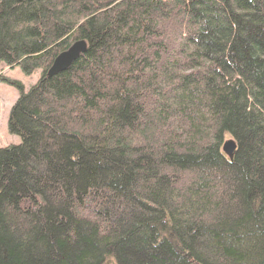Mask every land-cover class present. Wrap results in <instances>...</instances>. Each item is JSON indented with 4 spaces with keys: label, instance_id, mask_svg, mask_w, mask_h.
<instances>
[{
    "label": "trees",
    "instance_id": "obj_1",
    "mask_svg": "<svg viewBox=\"0 0 264 264\" xmlns=\"http://www.w3.org/2000/svg\"><path fill=\"white\" fill-rule=\"evenodd\" d=\"M0 61V264H264V0H0Z\"/></svg>",
    "mask_w": 264,
    "mask_h": 264
},
{
    "label": "rangeland",
    "instance_id": "obj_2",
    "mask_svg": "<svg viewBox=\"0 0 264 264\" xmlns=\"http://www.w3.org/2000/svg\"><path fill=\"white\" fill-rule=\"evenodd\" d=\"M0 75L8 80L17 82L23 91H27L41 75L40 69H35L30 74L23 72L19 65L5 66L0 61ZM20 94L18 86L0 79V148L20 143V136L10 132L8 117L11 106Z\"/></svg>",
    "mask_w": 264,
    "mask_h": 264
},
{
    "label": "water",
    "instance_id": "obj_3",
    "mask_svg": "<svg viewBox=\"0 0 264 264\" xmlns=\"http://www.w3.org/2000/svg\"><path fill=\"white\" fill-rule=\"evenodd\" d=\"M87 42L84 39L75 40L69 47L58 53L46 71L47 76L67 69L71 63L86 50ZM222 152L231 160L236 149V142L232 138H227L222 143Z\"/></svg>",
    "mask_w": 264,
    "mask_h": 264
}]
</instances>
